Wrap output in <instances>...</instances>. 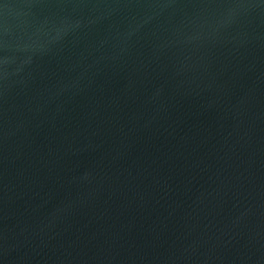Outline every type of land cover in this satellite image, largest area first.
I'll list each match as a JSON object with an SVG mask.
<instances>
[{
    "label": "water",
    "instance_id": "obj_1",
    "mask_svg": "<svg viewBox=\"0 0 264 264\" xmlns=\"http://www.w3.org/2000/svg\"><path fill=\"white\" fill-rule=\"evenodd\" d=\"M0 264H264V0H0Z\"/></svg>",
    "mask_w": 264,
    "mask_h": 264
}]
</instances>
